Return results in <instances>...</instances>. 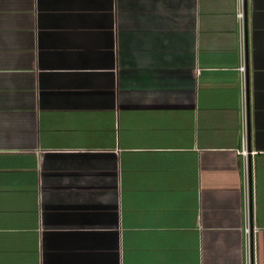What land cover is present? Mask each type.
I'll use <instances>...</instances> for the list:
<instances>
[{"label": "crops", "instance_id": "1", "mask_svg": "<svg viewBox=\"0 0 264 264\" xmlns=\"http://www.w3.org/2000/svg\"><path fill=\"white\" fill-rule=\"evenodd\" d=\"M239 1L0 0V264H264V0L246 51Z\"/></svg>", "mask_w": 264, "mask_h": 264}, {"label": "built area", "instance_id": "2", "mask_svg": "<svg viewBox=\"0 0 264 264\" xmlns=\"http://www.w3.org/2000/svg\"><path fill=\"white\" fill-rule=\"evenodd\" d=\"M237 18L239 20V26H240V32H241V36L242 39H244V2L243 0L239 1V7L237 9ZM239 69L241 71V85H242V94H243V104H244V134H243V142H242V148L240 150V152L247 157L248 155V148H247V99H246V77H245V61L243 60L242 63L239 65ZM247 159V158H246ZM246 165V169H248L247 167V163ZM248 231V228H247Z\"/></svg>", "mask_w": 264, "mask_h": 264}, {"label": "water", "instance_id": "3", "mask_svg": "<svg viewBox=\"0 0 264 264\" xmlns=\"http://www.w3.org/2000/svg\"><path fill=\"white\" fill-rule=\"evenodd\" d=\"M244 2V43H245V51L247 50V22H246V15H247V0H243ZM247 55V53H246ZM245 77H246V99H247V107H248V85H247V76H248V69H247V60L245 59ZM249 108H247V139L249 137V131H250V122H249ZM248 148V155H247V161H248V172L250 173V166H251V157L249 152V145L247 144ZM250 175V174H249ZM251 181L249 180V188Z\"/></svg>", "mask_w": 264, "mask_h": 264}]
</instances>
